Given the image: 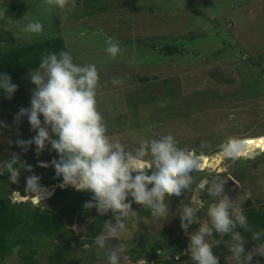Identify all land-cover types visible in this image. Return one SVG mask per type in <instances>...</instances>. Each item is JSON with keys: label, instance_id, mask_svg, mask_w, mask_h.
Segmentation results:
<instances>
[{"label": "rangeland", "instance_id": "1", "mask_svg": "<svg viewBox=\"0 0 264 264\" xmlns=\"http://www.w3.org/2000/svg\"><path fill=\"white\" fill-rule=\"evenodd\" d=\"M27 1L29 2L18 0L15 3V0H0V7L5 8V17L11 15L6 23L0 22V48L6 47L2 38L7 36V33L12 34L20 43H31L48 38L51 31L59 32L58 36L65 40L66 51L73 55L74 62L96 65L100 76L97 108L102 113L105 125H108L107 134L114 140H120L130 150L138 147L141 140L150 139L163 130H170L173 138L181 146L207 154L209 164L210 159L215 161V154L211 152L218 148L215 143L225 146L239 139L259 140L260 142L247 144L253 145L252 147L243 149L242 146L238 147L232 158L225 157L224 161L222 158L218 167L223 166L226 159L229 160V163L222 167L223 171L215 167V170L210 172L215 174L226 172V175L221 177L226 181L225 190L242 209L247 199L251 201L257 199L258 201L253 203L255 207L258 203H264V152H262L264 150L261 149L262 142L264 143V0H136L137 4L133 7H122L128 0H101L109 4L110 8L102 13L87 15L91 11L89 9L81 17L77 15L79 5L75 2L78 0H68L64 8L55 6L56 9L47 4L45 2L47 0ZM37 12H40V18L55 19L57 24H52L51 28L47 22L46 29L43 26V31L39 34L22 31L27 19H34L33 16H37ZM193 24H195L193 29L202 28L200 31L205 38L203 45L205 50H201L202 53L193 61L187 58L180 60V57L174 56H159L160 52L150 49L151 41L155 43L174 41L173 37L178 36L175 35L176 29L185 35L189 30L184 32L183 29ZM213 25H217V29L224 27L225 33H220L226 37L213 38L215 32ZM107 37L123 43L130 39L133 42L127 47L121 46V54L112 58L105 51ZM149 40L151 41L148 42ZM136 41L139 44L134 43ZM226 45L234 52L225 48ZM219 50L223 51V55L216 54ZM191 51L199 52L196 44L192 46ZM140 57L148 59L147 64L151 69L147 71L148 77L156 75V78L147 85H141L133 78L135 71L140 69L138 65ZM113 78L121 79V83L113 85ZM227 79L232 83H225ZM165 80H169L168 90L170 89L173 95L166 93L168 90L164 85ZM19 87L20 93L14 102L0 98V119L8 125L7 128L0 129V159H9L11 153L15 152L27 164L39 167L40 161L48 162L54 158L48 155L47 148L37 155L34 145L29 146L24 152L15 144L17 139L27 140L35 135L34 131H30L26 117L19 123L14 122V114L19 107L29 106L34 85L28 79L25 82L21 81ZM131 96L135 99L139 96H152L155 100L138 105L137 111L133 113ZM169 101L172 106L169 105ZM187 103L192 104V110L181 105ZM177 113L180 114L176 115ZM213 131L217 133L207 135ZM210 137L215 138L211 140ZM8 140L13 143H8ZM255 151L258 153L254 158L248 157L249 153L253 154ZM196 154L201 153L196 151ZM25 156H29V161L24 159ZM233 161H239L238 166ZM0 173L9 180L7 169L2 163ZM27 174L28 171L24 170L19 178ZM199 184L183 191L181 196L165 193V199L169 202V213L166 215L153 214L146 220L138 218V215L129 218V231L120 238L125 249L121 259L128 257L127 252L136 244L135 241H131L132 233H137L139 245L146 247L151 241L150 236H156L159 228L170 226L184 205L194 207L197 203L194 222L200 221L201 224L210 222L207 217V206L213 198L208 197V201L194 198ZM22 185V188H25V183ZM131 207L138 210L134 202ZM201 208L203 214L200 213ZM111 218L112 214L109 220ZM72 227L75 231L80 228L78 225ZM181 232L187 235L184 229L175 230L173 238H178V235L180 237ZM146 234H149V238L146 242H141L140 238H144ZM212 235L213 233L208 237L210 241L214 240ZM221 236L222 234H219L215 238L219 239ZM170 237L171 234L165 236L163 240ZM72 243L70 242L71 247ZM115 244L113 240H108L106 246ZM92 250H98V257L82 254L78 246L67 252V255L69 259H77L76 264H109L103 257L101 252L103 250L95 244L91 247L90 253ZM42 253L39 252L36 256L39 257L37 261L39 264H44V260L47 259L46 253L49 252L46 251L45 256H42ZM253 255L250 264H264V256L256 254L255 251ZM15 258V255L12 256L4 264H15ZM164 258L165 256H161L160 259ZM221 264L237 262L229 251Z\"/></svg>", "mask_w": 264, "mask_h": 264}, {"label": "clouds", "instance_id": "2", "mask_svg": "<svg viewBox=\"0 0 264 264\" xmlns=\"http://www.w3.org/2000/svg\"><path fill=\"white\" fill-rule=\"evenodd\" d=\"M67 2L47 0L49 5L54 4L59 8H64ZM4 13L5 8L0 7V17H4ZM22 31L39 34L43 31V24L38 19H27ZM105 44V51L110 57L115 58L121 54L119 42L112 37H107ZM27 78L34 85L29 106L19 107L14 114V122L19 123L26 117L30 131H34L35 135L27 140L17 139L15 144L24 152L34 145L37 155L46 148L50 152L55 151L56 157L48 162L40 161L39 165L45 168L51 165L54 168L55 176L61 178V182H56L60 187L68 186L66 188L92 193L83 208H95L100 215L111 212L112 218L104 220V231L94 239L109 264H146L142 256L135 260L125 257L122 260H126V263H123L121 256L125 251L124 245L106 246L108 240L120 239L128 233L129 218L137 215L136 209L131 207L133 202L147 205L153 214H168L169 202L165 199V193L180 196L183 191L191 189L194 183L192 172L204 171L200 169L203 154L197 155L195 150L181 146L170 130H163L150 139L141 140L134 150H130L120 140L110 138L97 108L100 81L98 69L92 63L74 62L73 55L68 51L46 52L38 68L28 71V77H20V81L25 82ZM112 83L119 85L121 79L113 78ZM17 89L18 85L12 82L11 76L0 72V95L11 99ZM7 127L4 120L0 119V129ZM244 140L227 143L215 155L224 153L223 161L225 157L232 158L228 156H235L234 145ZM8 143L13 141L8 140ZM0 163L7 169L11 183L21 180L19 177L22 171L32 170V166L15 152L11 153L9 159H0ZM40 179L34 173L26 176L24 195L14 191L11 201L19 203L30 200L32 205L44 201L51 195L47 188L52 185L46 187L40 183ZM225 182L219 176H212L211 179L205 177L199 184V187H206L213 200L207 206L210 222L200 224L191 232L186 231V252L193 264H220L219 257L213 252L214 246L219 245L220 241L208 239L213 231L229 236V250L237 264H250L254 251L264 256V244L245 251L246 238L237 229L249 231L250 226L242 207L226 192ZM199 190H196L194 198L197 195L198 200L202 201ZM195 209L190 205L180 209L177 215L182 229L187 230L193 224ZM262 237L264 229L252 232L253 240L260 241ZM20 248L21 245H14L12 254H17ZM157 253H160L159 250ZM150 264H155V260H151Z\"/></svg>", "mask_w": 264, "mask_h": 264}, {"label": "trees", "instance_id": "3", "mask_svg": "<svg viewBox=\"0 0 264 264\" xmlns=\"http://www.w3.org/2000/svg\"><path fill=\"white\" fill-rule=\"evenodd\" d=\"M16 1L18 0H15V3H17ZM135 1L136 0H128L126 1V3H123L122 7L136 6L137 2ZM26 2L29 1L26 0ZM45 2L47 3V1ZM75 3L79 5L77 14L79 17L84 16L86 14V11L89 9H91V11L88 12L87 15H93L94 13H102L110 8L109 4L101 2V0H78ZM12 4L14 7L13 1ZM81 5H83V8L81 7ZM51 6L53 8L55 7L54 4H52ZM54 9H56V7ZM21 13L24 14L23 11ZM197 13H199V11H197ZM10 16L11 15L8 16L9 19ZM8 17H0V22L6 23ZM33 18L38 19L41 22L43 21L42 24L43 26H45L44 29H46L47 27V22L50 24V26L52 24H57V21L55 19L49 20L45 18H40V12H37V16H33ZM125 18L126 17H124V19ZM213 26L215 29L214 35L212 36L213 38L216 36H219L221 38L226 37L225 35H223L225 33L224 27L222 29L221 27L217 29V25ZM193 27H195V24L185 28L182 27L184 28V32L189 30V32L185 35L181 34V30L176 29L175 35L178 36L173 37L174 41H165L166 43H158V41H156L155 43L149 40L148 42L151 41L149 43V47L152 51L156 50L160 52L159 56H174L180 57V60H184L185 58H187L193 61L195 58L198 57V55H200V53H202L201 50H205V46H203L205 43L204 34L200 31L202 28L193 29ZM196 29L199 31V33ZM220 32H222L223 34H221ZM58 34L59 32L51 31V35L48 38L39 39L37 41L35 40L31 43H20L16 39H14V37L10 33H7V36H4L2 38L6 47L0 48V72L8 73L11 76L12 82L18 85V89L13 94L11 99L5 98L3 95H0V98H3L10 102H14V100H17V95L20 93V77H28V71L31 72L38 68L41 57L46 52L54 51L58 53L61 50L66 51L65 40L63 39V37L58 36ZM118 42L120 46L127 47L133 42V40L130 39L129 41H125L124 43L121 41ZM134 43L139 44L138 41ZM187 44H189L190 46ZM195 44L197 45V50H199V52H195L197 54L192 53L191 51L192 46H194ZM225 48H228V45H226ZM228 49L231 52H234L233 49ZM220 53H222L223 55L222 50L216 52V54ZM139 62L140 64L138 63V65L140 69L135 71L133 78H135V80L141 85H147L148 83H150V81L156 78V75H153L151 78L148 77L147 71L151 70L149 67L150 65L147 64L148 59L140 57ZM257 64L258 63H256V65ZM225 83L228 84L232 82L231 80L227 79L225 80ZM164 85L168 90L169 80H165ZM166 93L173 95L170 89L166 91ZM217 97L214 96V98ZM154 100L155 98L152 96H139L136 99L134 98V96H131L130 103L132 105L131 107L133 113L137 111L138 105L146 104V102H153ZM231 102L233 103V101ZM169 105L172 106L171 102L169 103ZM181 105L185 108H189V110H192L193 108L192 104L189 103ZM179 114L180 113H177L176 115ZM106 126L108 127L107 124ZM214 133L217 132L213 131L208 133L207 135H214ZM210 138L212 140L215 137ZM248 141L249 140L246 139L236 144L234 146L236 151L240 146L260 142L257 139H252L251 143H248ZM214 145L218 146V148H215L211 151L214 154L224 149V145H221L220 143H215ZM261 149L264 150L263 142L261 145ZM194 150L195 152L197 151L203 154L204 157L202 161V167L200 169H203L205 167L211 168L208 164L209 156H207V154H205L204 152L198 151L196 149ZM223 154L215 155V165H220V163L222 162ZM48 155L56 157L57 154L55 153V151H49ZM24 159L29 161V156H25ZM234 162L235 165L238 166L237 163L239 161H233V163ZM228 163L229 160L226 159L224 165L217 167V169L223 170L222 167H224ZM254 165H256V163H254ZM33 173L41 177L40 183L46 187L51 186L56 182H61V178L55 176V170L52 166L45 168L33 165L31 172H28L26 176L31 175ZM233 174L236 178L238 177L235 173ZM192 175L194 177L193 185L195 187L205 177H207L208 179H211L212 176L219 175V177H224L226 175V172H221V174H215L212 172L207 173L201 170H194L192 172ZM25 177L22 176L21 180H18L17 183H11L9 180L5 179L0 173V264H4L7 259L14 256L12 254V247L16 244L21 245V248L19 252L15 254V264H39L37 262L39 257L36 258V256L39 255V252L45 253L46 251H48L49 253H46L47 261L44 260V264H76L78 263V260L69 259L67 252L72 251L77 246L81 248L82 254L89 255L90 257H98V250H92L91 253L90 250L91 247L95 244L94 239L104 231V220L110 218L111 212L100 215L97 213L95 208H83L84 203L91 199L92 193L88 191H78L72 188H57L50 198L45 199L37 205H32L30 200H26L25 202L13 203L12 193L14 191H18L21 195H24L22 184L25 183ZM198 193L202 196L203 200L208 201V197L210 196L207 193L206 187H204L202 190H199ZM257 201V199H253L252 201L250 199H247L242 205L244 207L243 211L247 217L248 224L250 226L249 231H243L239 228L237 229L238 231H241L242 235H244L246 238L244 243L245 251H251L252 249H256L262 244H264V237H262L260 241L252 239V232L257 231L259 229H264V203H258V206L255 207L253 203ZM135 204L137 205L138 209V218L146 220L153 215V213L149 211L147 205H139L137 203ZM200 213L203 214L202 208L200 210ZM200 224V221L194 222L186 231L191 232L192 230L197 229ZM75 225H78L80 227L79 230L75 231V229L72 227ZM181 229L182 228L180 227V219L178 216L174 219V222L171 223L170 226L165 228H159L156 232V236L151 235V241L146 245V247L141 244L139 245V241L136 236L137 233H132V235H130L131 241H135L136 244L127 252L128 258L135 260L139 256H142L145 259L146 264H150L151 260H155V264H193V261L191 260L189 254L186 252V247L188 243L187 235H184L181 232V235L180 237L178 235V238H173L172 236L175 230L179 231ZM170 234V238L163 240L165 236ZM218 235V233L213 231L212 236L214 240L220 241L219 245L214 246L213 252L219 257V261L221 264L223 263V258L230 251L228 249V242L230 238L228 235L224 234H222L219 239L215 238ZM148 238L149 234H146L144 238H140V241L146 242V239ZM109 240H113L116 243L115 245L121 244L122 241L120 239L115 238ZM70 242L74 243L72 247L70 246ZM85 245L88 247L87 249L84 248ZM157 250H160L161 253H157ZM63 252L65 253L63 254ZM101 252L103 254V257L107 259V257L104 255V252ZM44 253H42V256H45ZM161 256H165V258L160 259ZM121 261L123 263H126V260L121 259Z\"/></svg>", "mask_w": 264, "mask_h": 264}, {"label": "water", "instance_id": "4", "mask_svg": "<svg viewBox=\"0 0 264 264\" xmlns=\"http://www.w3.org/2000/svg\"><path fill=\"white\" fill-rule=\"evenodd\" d=\"M256 154H257V152H253V154L252 153H249V156L250 157H254ZM223 157H224V155H223ZM229 157H231V156H229ZM202 170H204L205 172H210L212 169L211 168H208V167H205ZM59 185H60L59 183H55V184L52 185V187H50V188L48 187L47 188L51 192V195L54 193V191L56 190V188L60 187ZM66 187H68V186H66ZM66 187H60V188H66ZM199 188H201V187H198L196 190H199ZM50 196H48L46 198H49ZM195 198H197V195H195ZM31 201H32V199H31ZM196 206H197V203L194 204V207L193 208L195 209Z\"/></svg>", "mask_w": 264, "mask_h": 264}, {"label": "bare ground", "instance_id": "5", "mask_svg": "<svg viewBox=\"0 0 264 264\" xmlns=\"http://www.w3.org/2000/svg\"><path fill=\"white\" fill-rule=\"evenodd\" d=\"M253 145H245V146H242L241 149L243 148H248V147H252ZM214 161L212 159L209 160V165L212 169H214L215 167H218V165H215V163H213Z\"/></svg>", "mask_w": 264, "mask_h": 264}, {"label": "snow or ice", "instance_id": "6", "mask_svg": "<svg viewBox=\"0 0 264 264\" xmlns=\"http://www.w3.org/2000/svg\"><path fill=\"white\" fill-rule=\"evenodd\" d=\"M248 143H251V141H248Z\"/></svg>", "mask_w": 264, "mask_h": 264}]
</instances>
